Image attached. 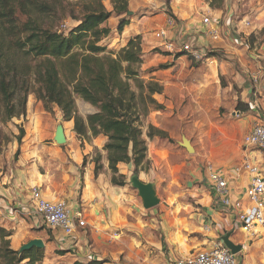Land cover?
Masks as SVG:
<instances>
[{"label":"crops","instance_id":"crops-1","mask_svg":"<svg viewBox=\"0 0 264 264\" xmlns=\"http://www.w3.org/2000/svg\"><path fill=\"white\" fill-rule=\"evenodd\" d=\"M189 3V6L198 15L204 12L197 22H191L195 31L197 29V32H201L203 35L200 36V34L197 37L198 40L202 38L204 44L209 40L219 43L218 40L223 34L234 36L237 39L240 32L247 37L251 36V39L252 36L257 40L264 39V0L222 1L220 7L217 8H211L205 0H191ZM179 15V18L177 17L174 21V26L167 24V18L165 27H159L168 28L169 34L175 39L178 38L179 32H184L182 28L179 29L180 20L184 19V15L190 16L187 11ZM203 15H210L214 21L218 22L219 33L216 39L212 38L207 33V28L202 26ZM247 19L250 21L248 27L243 25V20ZM235 27L238 30H235ZM149 30H151L149 25H144L141 20L128 21L122 32L118 33L120 34L118 38L122 41V44H118L119 48L123 47L128 39L135 36L142 37L143 42L144 34ZM212 43L210 42L209 45L212 46ZM196 44L198 45V41ZM263 46L260 49L262 52L259 51V53L252 50L247 54L246 50L245 52L242 50V55L247 54L246 59L238 58L235 62L240 73H236L234 78L245 76L250 80V83H247L249 87L244 89V97L234 95L235 106L232 110H227L219 116L218 121L214 122L218 125H213L210 121H200L204 125L203 139L210 142V145L205 147L203 153L206 163L204 166L205 176L201 179V184L193 185L195 182L198 183L194 177H192L194 181L187 180L186 182L188 187L194 186L192 188L194 191L183 189L184 181L181 171L186 166L185 162L176 165L177 175H173L172 172L168 175L158 173L159 169L167 171L170 168L171 145L158 137L150 139L146 134L149 126L165 131L168 136L171 134L162 126V118H169L173 115L174 105L166 97L170 84L158 81L155 83L161 90L153 93L156 96L151 94V97L157 106L163 108V105L164 108L160 110L161 108L156 106L157 110L146 119V126L142 129L147 144L146 160L150 161L156 178L152 179L146 174H144V178L138 176L144 183H153L156 196L159 199V203L150 208L153 210H149L147 217H144L145 214L137 209L134 210L133 204H139L140 199L137 190L135 194L131 192L128 184L124 186L112 184L105 152L102 151L100 145V143L102 145L105 143L106 138L103 135H98L93 137L89 144L85 143L82 150H79L78 147L69 149V145L60 148L62 156L66 158L68 155L69 164L64 162L65 164L61 165L62 177L58 182L41 177L35 170H32L27 176L25 170L19 167L22 162L21 158L18 160V167L16 166L14 169V164L6 162L5 156L0 154V227L12 230V233L25 228L26 241L34 238L42 240L44 251H49L48 253L52 251V253L49 257H45L44 262L40 261L36 264H46L50 261L53 264H73L74 262L86 264L90 261H95L98 264H173L179 257L196 253L202 249H209L214 242L220 241L221 236L226 232H231L230 240L233 243L241 245L240 252L235 255V264H264V230L258 229L256 237L248 236L238 230L235 226V216L231 205L218 204L216 196L206 183V167L209 164L222 173L229 174L234 165L238 164L243 157H248L259 162L264 169V150L245 148L243 144L244 136L254 124L264 123L261 119L264 116ZM198 48L202 49L204 54V57L199 60L192 59L188 54L180 52L176 53H179V56L166 53V57H173L175 60L188 57L191 61L201 62L205 66L216 63L215 54L208 55L207 52H204L205 48ZM219 60L222 61V59ZM171 105L172 109L169 111ZM36 106L37 113L31 106L26 110L28 115H34L35 118L41 120L47 111L42 108L40 102L36 103ZM95 110L92 107L88 114ZM258 110H261L262 116L257 113ZM54 111V118L49 117V119L55 124L62 119V114L58 107ZM175 116L177 115L175 114ZM85 117L83 115V118ZM65 122L67 124L71 122L73 125L72 120ZM211 125L215 128L213 130L210 128L207 131V127H213ZM216 133H218L217 139L214 142L210 141L211 135ZM53 135L54 132L52 138ZM35 139L37 142L34 150L38 152L40 149V147L38 148L39 139ZM48 145L53 144L48 143ZM192 146L194 151L197 150V145L193 143ZM44 147L47 146L44 145ZM96 147L102 154V171L94 175V164L90 161L89 155L91 149ZM84 156L89 158L86 167L82 166ZM121 164L123 165V163ZM118 165L120 166V164ZM125 167L128 169L132 166L126 165ZM80 168L84 172H80ZM123 173L125 172L123 171ZM163 184L169 185V187H164ZM247 184L248 178L245 173L236 180L230 181L228 199L232 202L240 198ZM33 186L39 187L49 200H63L72 210L81 208L86 215L87 226L77 228L71 236H64L61 230L50 227H48V234L44 230L36 233L35 230L41 227V223L22 211L30 204L29 191ZM78 187L82 190L80 197L77 191ZM151 214L154 215L151 216ZM113 233H117L118 237L113 238ZM44 237L50 240L46 241ZM54 251L57 252L53 254Z\"/></svg>","mask_w":264,"mask_h":264},{"label":"trees","instance_id":"trees-1","mask_svg":"<svg viewBox=\"0 0 264 264\" xmlns=\"http://www.w3.org/2000/svg\"><path fill=\"white\" fill-rule=\"evenodd\" d=\"M84 1H89L88 7L78 24L66 32H59L52 22L40 19L44 14L55 13L57 0H0V123L24 116L29 94H34L47 112L51 111L50 105H56L63 121L73 120V131L80 140L87 138L88 132L94 137L99 134L106 137L103 150L112 174L111 182L124 186V175L117 177L118 164H129L136 173L146 159L147 144L139 124V96L146 88L144 95L157 106L151 94L161 89L155 82L144 85L133 68L144 56L139 36L128 39L116 52H110L106 44L100 43L111 32L104 24L112 13L126 14L128 0H112V11L106 10L100 0ZM207 1L214 8L220 7L222 2ZM127 23V19L121 18L116 31L121 33ZM32 77L36 87L31 83ZM75 96L97 111L85 118L79 116ZM177 120L174 115L162 118V126L169 130L165 123L170 121V126ZM23 134L20 128L18 144ZM146 135L170 144L171 138L161 129L149 126ZM6 142L0 129V151ZM172 158L170 154L169 161ZM100 160L98 152L94 175L102 169ZM85 163L83 157L82 166ZM10 235L9 230L0 227V264H36L42 260L44 248L14 250L10 247Z\"/></svg>","mask_w":264,"mask_h":264},{"label":"rangeland","instance_id":"rangeland-1","mask_svg":"<svg viewBox=\"0 0 264 264\" xmlns=\"http://www.w3.org/2000/svg\"><path fill=\"white\" fill-rule=\"evenodd\" d=\"M100 1L106 10H113L112 0ZM189 1L191 0H128L127 8L128 11L131 12L130 15L128 14V11L126 14L121 16L112 13L111 17L104 24L111 29L110 35L102 39L100 43L106 44L107 49L110 52H116L120 49L119 45L122 44V41L118 38V35L120 34H118L116 31V26L121 18H125L129 22H137L141 20V22H144V25H149L151 30L144 34L145 39L143 42L141 40L142 37L139 36L140 44H143L141 45L144 55L142 62L134 64L133 68L138 73V78L143 82L144 85L149 83L152 84L154 82L158 83V81H163L170 84V86H168L166 97H168L171 100V103L174 104L173 115L175 116L176 114L179 116H176L178 119L177 123L174 124L172 122L170 126H168L170 121L165 123L169 129V132L171 133L169 137L171 136L170 144L173 160L170 161V168L167 171H162V169H159L158 173L160 175H164L165 173L168 175L170 172H172L173 175H177V171H175L176 165L185 162L186 166H184L182 168L183 171H181L184 181L183 189L185 191H194L192 189L194 187L193 185L198 186L201 184V179L205 176L204 166L206 162L203 159V153L205 147L210 145V142L203 139L202 134L204 125L200 121H210L214 125V122L218 121V118L222 113H225L227 110H232V108L235 106V102L233 101L234 95H240L241 97H244V89L245 87H249L247 83L249 84L250 80L245 76L239 77L238 79L234 78V76L237 75L236 73H240L237 69V65H235V62L238 58L246 59L249 51L255 50V52L258 53L259 51L262 52L260 49L264 44V39L257 40L256 38H253V36L251 39V36L247 37L240 32L238 33V40L235 39L234 36L223 34L221 35L220 40H218L220 41L219 43L209 40L204 44V40L202 38H199L198 40L197 37L201 34V32H197V29L195 31V28H193L191 25V22H197L198 18H201V15L204 14V12H201L199 15L198 13H195V10L189 6ZM205 1L208 2L207 0ZM88 2L89 1L84 0H57L55 3L56 6H54L56 7L55 13H49L46 15L44 14L40 19H45L47 22H52V24H54V29L58 30L59 32H66L78 24L79 18H81L87 10ZM210 7L214 8L212 6ZM184 11H187L190 16L184 15V19L180 20L181 25L179 26V29L182 28L185 34H188L186 35L188 38L190 36L197 37L194 44L197 45L196 42L198 41L197 46L205 48L204 52H207L208 55L215 54L216 63L205 66L201 62L191 61L188 57L181 60H175L173 57H166L167 54L163 50L160 40H158L153 34L154 30L158 29L159 27H165L167 18H171L176 21L175 19H177V17L179 18V14H184ZM19 17L22 20L25 19V16L21 14H19ZM235 30L238 29L235 27ZM200 36L203 35L201 34ZM210 42H213L212 46L209 45ZM242 50L243 52L246 50L247 54L245 53V55H242ZM219 59H222V61ZM220 64L221 66H219ZM243 64H245V62H243ZM33 82L34 81L32 77L31 83L33 84ZM130 83L135 92L139 94V90L135 87L132 80H130ZM33 85H35V83ZM145 92L146 88L143 92V95H141V97L139 96L138 102V109L139 113L141 114L139 117V124L141 125L142 129L146 126V119H148V117L151 116L155 110H157L156 105L151 103L148 97L144 95ZM33 96L35 98L34 94H29L27 96L26 109L31 106L33 111L37 113L36 103L40 101H38L36 98L34 101ZM153 96L156 95L153 94ZM75 99L77 100H75L77 114L81 117H83V115H88L93 106L90 104L88 105V103L84 102L78 96H75ZM40 105H42L41 102ZM49 107L51 111H48L45 117L41 120L40 118H35L34 115H28V111L26 110V113L23 117H13L9 121L0 123L1 132L5 138H7V142L2 145L0 154L5 156L6 162L9 161L10 163L14 164V169L18 164V160L21 158L22 162L19 164V167L22 170H25L27 176H29L32 170H35V172L37 174L39 173L41 177L58 182L62 177L61 165L64 162H66L67 165L69 164L68 155L66 158L65 156H62V153H60V148H64L65 146L69 145V149L78 147L79 150H82V148L85 147V143L89 144L94 136H91L89 133L87 138L80 140L73 132V125H71V122H69V125L63 121V119H60L55 122V124L54 122L52 123V120L49 119V117L54 118V109H56L57 106L50 105ZM162 107L164 108L163 105ZM171 109L172 105L168 110L170 111ZM95 111H97V109ZM257 113L260 115L262 114L261 110H258ZM261 119L264 121V116H262ZM56 123L57 125L61 124L65 130L64 133L66 136V142L64 144L59 145L52 138V133L54 132V126ZM207 125L209 126V123H207ZM20 128L23 129L24 134L21 138V143L18 144L17 136L20 132ZM210 128L213 130L215 127H207V131H209ZM217 135L218 133L212 134L210 141L214 142L217 139ZM182 137L188 139L191 145L193 143L197 145V150L193 152H187L186 149L179 144ZM35 138L39 139L38 143L40 145H38V148L40 147V149L38 152L34 150L37 142ZM48 143L53 145H48ZM44 145L47 147H44ZM100 145L102 146V151H104V144L102 145V143H100ZM49 146H51V148H48ZM17 150L18 154L16 155L15 152ZM98 152L101 154V151L98 147L91 149L90 151V161H92L93 164ZM84 157L86 158L84 167H86L89 158L87 156ZM101 161L102 154L100 163ZM126 165L129 164H120V166L118 165L117 177L120 178L119 174H123L125 181L127 182L126 184L129 185L131 192L136 194V190L132 188L129 182V177L135 172L133 171L132 167H128L127 169L125 167ZM79 171L84 172V170L81 168ZM100 171H102V169ZM123 171L125 173H123ZM135 174L142 177L144 174H146L152 179L156 178L154 171H152L150 161L146 159L140 165ZM192 177H194V180H196L198 183L195 182V184L193 183L192 186L188 187L186 182L187 180L192 181ZM165 184H163L164 187H169V185ZM77 191L80 197L82 193L81 188L78 187ZM133 206H135L134 210L137 209L138 211L144 213V217L148 216L147 214L149 210H153L144 209L140 199L139 204H133ZM153 215L154 214H151V216ZM24 230H16L14 233H12V230H9L11 232L9 237L10 247L12 249L19 251L20 247L27 242ZM40 230H44L46 234L49 233V229L45 224H41V227L35 231ZM44 238L46 241L50 240L46 237ZM48 252L49 251H44V256L41 261L44 262L45 257H49L50 253H52V251L50 253ZM55 252L57 251H54L53 254H55ZM46 264L53 263L50 261Z\"/></svg>","mask_w":264,"mask_h":264},{"label":"built area","instance_id":"built-area-1","mask_svg":"<svg viewBox=\"0 0 264 264\" xmlns=\"http://www.w3.org/2000/svg\"><path fill=\"white\" fill-rule=\"evenodd\" d=\"M223 2H244V0H222ZM169 26H174V20L167 19ZM201 24L207 28V33L212 38L218 37V22L210 15H203ZM244 26H250V21L243 20ZM154 36L160 40L163 50L174 56L177 52L188 54L192 59L199 60L204 57L202 49L194 42L195 36L186 37L184 32H179L175 39L169 34L168 28H159L154 31ZM264 51V46H263ZM245 148L253 150H264V123H256L244 136ZM206 183L216 196L218 204L223 206L231 205L234 211L235 226L238 230L256 237L258 229L264 230V169L259 162L248 157L234 165L229 174H224L207 165ZM245 173L248 184L244 188L242 196L233 200L228 199V185L230 181L236 180ZM30 204L22 211L34 217L41 224L47 227L61 230L64 236H71L77 228L87 226L86 215L81 208L72 210L63 200H49L39 187L33 186L29 191ZM112 237H118L113 233ZM235 255L224 245L222 240L214 242L209 249H202L196 253L177 258L173 264H235Z\"/></svg>","mask_w":264,"mask_h":264},{"label":"water","instance_id":"water-1","mask_svg":"<svg viewBox=\"0 0 264 264\" xmlns=\"http://www.w3.org/2000/svg\"><path fill=\"white\" fill-rule=\"evenodd\" d=\"M130 11H128V14L130 15ZM53 140L57 144H64L66 142V137L64 134V129L61 124H58L55 128ZM183 148L186 149L187 152H193L194 148L191 145L190 141L186 139L185 137H182L181 142L179 143ZM129 182L132 188L137 190V194L141 199V203L144 209H150L154 206H156L159 203V199L156 196V191L154 189V185L151 182L144 183L142 182L137 174H132L129 177ZM231 232H226L224 235L221 236V240L224 243V245L231 251L232 254L236 255L241 250L240 244H235L230 240ZM32 247L37 248H43L44 244L41 239L34 238L29 241H27L25 244H23L19 251L27 250Z\"/></svg>","mask_w":264,"mask_h":264}]
</instances>
